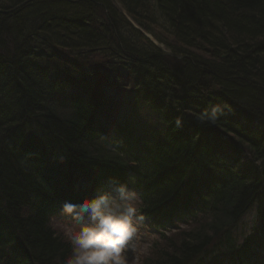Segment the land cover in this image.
Segmentation results:
<instances>
[{"label": "trees", "instance_id": "16d2710c", "mask_svg": "<svg viewBox=\"0 0 264 264\" xmlns=\"http://www.w3.org/2000/svg\"><path fill=\"white\" fill-rule=\"evenodd\" d=\"M111 178L173 231L137 264H264V0H0V264Z\"/></svg>", "mask_w": 264, "mask_h": 264}, {"label": "clouds", "instance_id": "9594fccd", "mask_svg": "<svg viewBox=\"0 0 264 264\" xmlns=\"http://www.w3.org/2000/svg\"><path fill=\"white\" fill-rule=\"evenodd\" d=\"M223 112L216 105L205 117L215 121ZM109 184L110 190H98L79 204H62V214L75 224L64 231L71 245V254L64 264H129L127 253L132 250L144 217L138 212L137 194L128 183L111 178Z\"/></svg>", "mask_w": 264, "mask_h": 264}, {"label": "rangeland", "instance_id": "374dc122", "mask_svg": "<svg viewBox=\"0 0 264 264\" xmlns=\"http://www.w3.org/2000/svg\"><path fill=\"white\" fill-rule=\"evenodd\" d=\"M147 37L150 38V40H152L156 45L160 46L150 35H147ZM160 47L166 51L164 47L162 46ZM53 227L56 229L57 232L62 233L64 235V231L66 227H75V226L74 225L71 226L64 221L55 220L53 222ZM147 230L141 224L139 225L138 235L132 242V250L128 251L127 253V256L129 258V264H137L138 260L143 255L147 254L153 240L158 239L156 237L152 238V236L149 235V232Z\"/></svg>", "mask_w": 264, "mask_h": 264}]
</instances>
